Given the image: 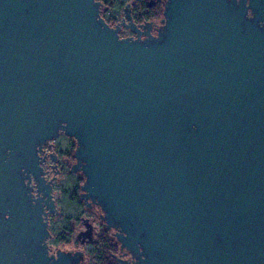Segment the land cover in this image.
I'll use <instances>...</instances> for the list:
<instances>
[{
	"label": "water",
	"instance_id": "95a60500",
	"mask_svg": "<svg viewBox=\"0 0 264 264\" xmlns=\"http://www.w3.org/2000/svg\"><path fill=\"white\" fill-rule=\"evenodd\" d=\"M131 4L0 0V264L83 260L47 243L60 135L116 264H264V0H164L155 35Z\"/></svg>",
	"mask_w": 264,
	"mask_h": 264
},
{
	"label": "flooded vegetation",
	"instance_id": "af4514ba",
	"mask_svg": "<svg viewBox=\"0 0 264 264\" xmlns=\"http://www.w3.org/2000/svg\"><path fill=\"white\" fill-rule=\"evenodd\" d=\"M156 3L157 0H148L146 2L145 11L147 12L153 9ZM103 7L107 6L103 5ZM161 18L162 12L158 21L154 18L148 21L144 20L142 23L152 22V34L155 35L156 27L159 26ZM128 32L130 36L133 35L130 31ZM75 147L73 138L60 135L55 141L51 142L50 145L44 146L43 153L41 154V156L45 157V161L42 165L44 178L46 183L51 182L52 200L54 202V210L51 213H47L46 216V222L50 233L47 242L50 253L54 254L57 250L72 253L79 251L83 253V260L79 264H94L96 262L94 259L95 255L92 254L93 247L96 241L101 239L107 244L106 258L109 257L114 264H116L115 258H122L123 260L130 261L131 258L129 254L125 250H122L120 244L117 242L114 236L115 231L107 229L103 221H101V209L92 203L90 199L86 202L81 199V186L84 182V176L81 172L71 171V167L75 162ZM62 179L63 182L61 183ZM59 184L60 186H58ZM44 208L45 211L48 212V208ZM88 226H91L92 236L90 240L83 234ZM69 235L73 237L72 243L75 245L74 249H61L62 246L69 242Z\"/></svg>",
	"mask_w": 264,
	"mask_h": 264
},
{
	"label": "trees",
	"instance_id": "16d2710c",
	"mask_svg": "<svg viewBox=\"0 0 264 264\" xmlns=\"http://www.w3.org/2000/svg\"><path fill=\"white\" fill-rule=\"evenodd\" d=\"M104 6H107L109 11L102 13V18L110 25L114 26L117 22L116 9L122 5L123 0H99ZM148 0H132V19L136 24L142 23L144 20L157 19L162 12V4L158 1L155 7L151 10H146V2ZM125 7V6H124ZM115 8V9H114ZM107 244L105 241L98 239L93 247L92 254L95 255L94 259L96 264H114V262L108 257L106 258Z\"/></svg>",
	"mask_w": 264,
	"mask_h": 264
},
{
	"label": "rangeland",
	"instance_id": "374dc122",
	"mask_svg": "<svg viewBox=\"0 0 264 264\" xmlns=\"http://www.w3.org/2000/svg\"><path fill=\"white\" fill-rule=\"evenodd\" d=\"M131 1L132 0H123V2H122V5L121 6H119L117 9H116V17H117V22L116 23H114V26L120 21V19H121V17H123V8H124V6L126 5V3H129V4H131ZM158 1H160L161 2V4L163 5V1L164 0H157V2ZM115 9V8H114ZM108 11H109V9H108ZM161 16V15H160ZM159 18L160 17H158L157 18V21L159 20ZM113 27V26H112ZM120 36L121 37H126V36H130V34H129V32L128 31H126V30H124V29H122L121 31H120ZM62 140V139H61ZM60 140V141H61ZM63 182V179H62V181H61V183ZM60 183V184H61ZM60 184L58 185V186H60ZM62 187H63V185H62ZM58 195L60 196V194L58 193ZM68 240H69V242H67V244L66 245H64V246H62V248L61 249H64V250H73L74 249V247H75V245L72 243V241H73V237H72V235H69L68 236ZM71 240V241H70ZM92 259H93V257H92ZM94 264H96V263H94Z\"/></svg>",
	"mask_w": 264,
	"mask_h": 264
}]
</instances>
